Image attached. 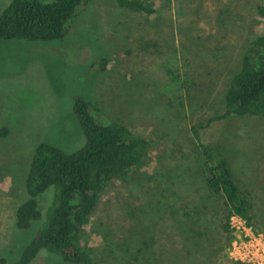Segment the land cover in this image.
Returning a JSON list of instances; mask_svg holds the SVG:
<instances>
[{
	"label": "rangeland",
	"instance_id": "rangeland-1",
	"mask_svg": "<svg viewBox=\"0 0 264 264\" xmlns=\"http://www.w3.org/2000/svg\"><path fill=\"white\" fill-rule=\"evenodd\" d=\"M10 1L0 0V14ZM139 2L152 13L90 0L59 41L0 39V130H7L0 133V264L17 261L44 221L19 228L15 215L37 145L72 151L84 142L77 95L147 138L149 156L102 192L81 232L89 263L41 249L30 264H251L230 253L231 219L227 230L224 199L206 186L192 126L224 109L243 54L264 34V0ZM103 57L110 67L91 70ZM198 134L227 160L250 205L249 224L264 235V116H231ZM56 190L38 197L46 213Z\"/></svg>",
	"mask_w": 264,
	"mask_h": 264
},
{
	"label": "trees",
	"instance_id": "trees-1",
	"mask_svg": "<svg viewBox=\"0 0 264 264\" xmlns=\"http://www.w3.org/2000/svg\"><path fill=\"white\" fill-rule=\"evenodd\" d=\"M88 1L11 0L0 14V39L62 40L80 7ZM116 3L147 13L154 10L139 0H116ZM260 12L264 16V8L260 7ZM110 65L109 58L103 57L93 61L90 69L104 71ZM73 113L84 142L66 151L43 141L33 154L25 180L27 197L16 209V224L19 228H28L34 221H44L13 264H30L41 249L50 250L68 262L89 263L92 249L81 232L97 209L102 192L114 181L132 176L149 156V140L106 117L93 100L75 96ZM245 115L264 116V34L256 36L243 54L241 65L226 90L224 109L192 126L194 137L199 141L206 186L211 194L224 199L227 230L233 215L252 223L251 208L227 160L219 149L208 148L200 141L198 130L214 121ZM6 132V129L0 130L1 134ZM51 186L58 190L46 213L48 207L40 206L38 197Z\"/></svg>",
	"mask_w": 264,
	"mask_h": 264
},
{
	"label": "built area",
	"instance_id": "built-area-1",
	"mask_svg": "<svg viewBox=\"0 0 264 264\" xmlns=\"http://www.w3.org/2000/svg\"><path fill=\"white\" fill-rule=\"evenodd\" d=\"M235 238L230 253L234 259L251 264H264V235L240 215L231 216Z\"/></svg>",
	"mask_w": 264,
	"mask_h": 264
}]
</instances>
